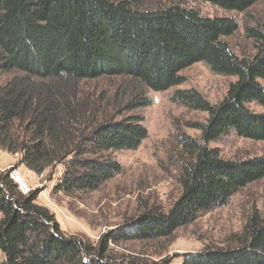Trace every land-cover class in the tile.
<instances>
[{
  "label": "trees",
  "instance_id": "16d2710c",
  "mask_svg": "<svg viewBox=\"0 0 264 264\" xmlns=\"http://www.w3.org/2000/svg\"><path fill=\"white\" fill-rule=\"evenodd\" d=\"M0 0V151L42 175L61 166L55 192L90 193L122 171L112 153L136 150L147 138L139 110L148 92L184 83L180 73L202 63L234 77L223 100L207 102L194 89L170 101L207 114L186 125L198 140L177 137L180 195L165 211L146 207L133 227L92 248L62 234L53 216L0 174V264H113L106 243L167 239L199 214L225 206L264 179V155L226 160L209 144L229 133L264 141V24L246 26L253 53L238 56L227 39L239 29L229 16L158 0ZM180 1V0H173ZM227 13L247 14L259 0H190ZM121 79L113 97H83L86 82ZM130 227V228H129ZM156 264V263H154ZM182 264H264V219L253 213L232 244L206 247Z\"/></svg>",
  "mask_w": 264,
  "mask_h": 264
},
{
  "label": "rangeland",
  "instance_id": "374dc122",
  "mask_svg": "<svg viewBox=\"0 0 264 264\" xmlns=\"http://www.w3.org/2000/svg\"><path fill=\"white\" fill-rule=\"evenodd\" d=\"M160 4L178 3L197 9L203 16H229L239 26L235 35L227 39L232 51L238 56L253 53L252 41L244 35L246 26L264 24V0H259L247 14L227 13L208 3L190 0H158ZM153 4V0L149 1ZM180 75L184 83L164 92H148L152 105L137 112L144 119L143 125L148 136L136 150L111 154L122 167L113 179L90 193H76L66 196L55 192L63 168L57 166L42 175H36L20 166L19 156L0 151V174L13 169L21 172L29 193L35 192V204L48 210L66 237H75L97 248L99 243L117 236L133 227L144 208L153 205L167 211L180 195L177 181L180 169V151L177 137L184 133L196 140L200 132L186 124L204 123L207 114L190 111L170 101L176 89H194L211 105H216L225 97L234 77L212 73L202 63H196L183 70ZM12 75L0 74V85ZM121 79H101L86 82L83 97L98 100L106 93L113 97ZM256 113L264 108L250 107ZM218 149L226 160H241L264 155V141H253L229 133L209 144ZM257 213L264 219V179L236 193L227 205L208 213H202L190 224L177 230L167 239L149 241H120L106 243L109 259L113 264H182L187 255L199 253L206 247H224L232 244V237L241 232L248 218ZM129 227V228H130ZM3 258L0 254V260Z\"/></svg>",
  "mask_w": 264,
  "mask_h": 264
},
{
  "label": "built area",
  "instance_id": "2783aa9c",
  "mask_svg": "<svg viewBox=\"0 0 264 264\" xmlns=\"http://www.w3.org/2000/svg\"><path fill=\"white\" fill-rule=\"evenodd\" d=\"M9 178L17 186L21 194L28 195L29 189L27 183L23 179L21 172L18 169L11 170L9 173Z\"/></svg>",
  "mask_w": 264,
  "mask_h": 264
}]
</instances>
